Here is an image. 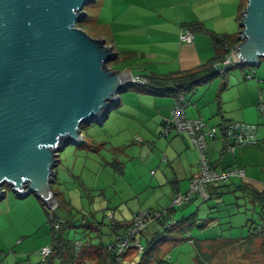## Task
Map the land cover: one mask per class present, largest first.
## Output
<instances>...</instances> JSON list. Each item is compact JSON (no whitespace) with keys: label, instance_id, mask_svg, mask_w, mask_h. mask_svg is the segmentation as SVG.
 <instances>
[{"label":"rangeland","instance_id":"1","mask_svg":"<svg viewBox=\"0 0 264 264\" xmlns=\"http://www.w3.org/2000/svg\"><path fill=\"white\" fill-rule=\"evenodd\" d=\"M170 1L95 0L85 6L87 17L78 25L106 43L114 41L135 49L143 44L139 36L145 33V23L149 27L170 28L183 18L178 11H167ZM246 5L247 0L232 1L230 17L217 32L239 35ZM193 11L190 8L191 14ZM108 66L118 70L121 64L117 60ZM229 74L243 80L244 75L245 78L252 75L254 78L247 82L259 80L264 87V60L255 67L237 66ZM220 81L229 84L220 75L210 83ZM135 113L115 103L102 122L81 127L80 143L68 144L59 153L53 185L59 200L56 210L46 207L33 194L20 197L5 188L0 200V264H42L39 252L50 244L54 215L69 222L64 232L71 240L107 246L114 239L111 229L114 218L125 222L137 210L159 211L171 206L172 203L165 202L173 191L172 184L161 183L169 164L163 159L171 137L161 135L162 127ZM229 185L221 198L203 201L197 197L175 208L173 218L180 221L181 229L175 228L144 259L134 253L129 257L133 258L130 263L264 264V234H258L263 227L261 208L250 195L233 191L232 184ZM84 222L97 225L100 231L83 227ZM84 259L94 263L96 258Z\"/></svg>","mask_w":264,"mask_h":264},{"label":"water","instance_id":"2","mask_svg":"<svg viewBox=\"0 0 264 264\" xmlns=\"http://www.w3.org/2000/svg\"><path fill=\"white\" fill-rule=\"evenodd\" d=\"M94 1L0 0V200L7 187L56 209L59 153L133 82L108 66L119 57L113 46L78 26ZM238 39L236 65H261L264 0H247Z\"/></svg>","mask_w":264,"mask_h":264},{"label":"crops","instance_id":"3","mask_svg":"<svg viewBox=\"0 0 264 264\" xmlns=\"http://www.w3.org/2000/svg\"><path fill=\"white\" fill-rule=\"evenodd\" d=\"M232 1L234 0H171V6L167 8V11L171 10L172 13L178 11L183 18L171 24L170 28L149 27L148 23H145V33L139 36L143 44L141 47H134L135 49L117 45L114 41L107 43L113 46L115 52L119 54L117 60L121 66L118 70L128 71L133 78L143 79L151 75L166 76L198 70L215 55V44L210 32L228 34L227 31L218 33L217 28L224 26L230 17ZM190 8L194 9V14L190 13ZM189 24H196L197 29L193 32L194 42L185 44L180 41V33ZM230 76L229 72L222 76L228 79L229 84L221 81L211 84L214 77L206 83L194 85L193 90L186 91L180 98L185 104L187 117L203 118L211 126L221 127L231 121L259 125L257 143L237 146L231 153L226 150V143L222 135H219L209 141L208 153L211 165L217 171L232 167L245 170L246 178H238L239 180L232 182L233 189L245 185L258 193L264 192V111L261 112L257 106L259 94L261 91L264 93V87L259 80L247 82L254 77L247 79L244 75L243 80L238 75H232L231 79ZM172 84L169 82L168 86ZM129 89L131 90L128 91ZM129 89L127 94L119 99L117 105L126 111L136 112L137 117H145L161 128L164 118L177 104L176 96L159 94L154 90L140 87ZM168 136L171 138L163 162L166 160L169 164L163 176L164 180L161 182L172 184L173 191L168 194V200L165 202H168L167 205L172 203L176 194L187 191L190 180L200 173L199 152L191 143L189 136L177 135L175 132H171ZM227 188L221 187L220 184L212 186V197L219 198V194ZM138 211H135L125 222H130L132 216ZM173 216L175 217V212L172 213ZM114 220L116 221L115 218ZM117 222L123 223L124 221L118 220ZM157 230H160L159 224L150 227L147 232L153 235L152 233ZM211 248L215 250L214 247ZM45 263L42 262V264Z\"/></svg>","mask_w":264,"mask_h":264},{"label":"built area","instance_id":"4","mask_svg":"<svg viewBox=\"0 0 264 264\" xmlns=\"http://www.w3.org/2000/svg\"><path fill=\"white\" fill-rule=\"evenodd\" d=\"M195 39L193 31L186 27L180 33V41L185 44H192ZM235 49L227 53L222 62L214 65L215 70L220 76L226 74L237 65L233 60V52ZM252 75H247V79H251ZM133 82L140 84H147L148 81L143 78H134ZM258 109L264 111V93L259 94ZM259 125L241 121H231L223 124L221 127L211 126L203 118H189L185 113V104L177 102L170 111V114L164 118L162 123L161 135L168 136L171 132L177 135L186 134L189 136L191 143L199 152V170L198 176L190 180L189 188L185 192H179L172 200L170 208L182 207L192 202L195 197H199L203 201L210 199V188L213 185L229 183L233 179L246 178V172L243 168L232 167L222 171L213 169L209 157V141L222 135L225 143L226 150L233 153L237 146L255 144L259 141ZM159 219H166L168 227L175 226L177 221L169 214L167 209L164 210H140L136 212L128 229L119 235L114 243L108 246L109 252L112 254L111 259L100 264H115L114 260L121 261L122 254L133 250L137 254H142L144 251L143 246L137 241V237L141 232L146 230L149 225ZM58 229L59 226L56 225ZM82 242H75L76 251L80 250ZM52 253L50 246H45L39 252L42 260H46ZM96 264V263H90Z\"/></svg>","mask_w":264,"mask_h":264},{"label":"trees","instance_id":"5","mask_svg":"<svg viewBox=\"0 0 264 264\" xmlns=\"http://www.w3.org/2000/svg\"><path fill=\"white\" fill-rule=\"evenodd\" d=\"M78 26L81 27L80 25ZM186 27L190 28L193 32L197 29L196 24L194 25L189 24ZM210 34L215 44V55L213 59H211L207 64L200 67L198 70L192 71V72H183V73H179L175 75H166V76L151 75L146 79L148 83L145 85L136 83V82H132L130 85H132V87L151 89L159 94L174 95L177 98V102H181V101L183 102V99L180 97L186 91L193 90L194 85L206 83L210 81L211 79H213L214 77L219 76L218 72L214 68V65L216 63L222 62L224 58L226 57L227 53L235 49L236 46L239 44V39H238L239 35L234 36L230 34H216L214 32H210ZM226 74L222 76H225ZM169 82L173 83L172 86H168ZM232 181H230L229 183H232ZM229 183L220 184V186L229 188L230 187ZM238 190H241L245 192L246 194L250 195L252 199H254V201L260 206L261 215L263 218V227L261 230L258 231V234H264V192L258 193L252 188L247 187L245 185H240L236 187L233 191H238ZM225 193L226 191L219 194V198H221ZM57 198H58V194H57ZM196 198L197 197H195V199ZM210 199H212L211 188H210ZM176 208H180V207H176ZM167 210L169 214L172 216V213L175 211V208H168ZM183 220H186V218H183ZM51 221H52V229H51L52 235H51V241H50L49 246L52 249V253L49 257L46 258V260L42 261V262H46L45 264H90V263H87L84 258L91 257V256L96 258L94 261V263L96 264H100V263L106 262L109 259H111L112 254L108 250L109 245L106 246V245H103V243H101L100 245L95 246L89 242H84L83 240L75 239L73 241V239L71 240L64 232L65 229L69 227V222L63 219H59L55 215ZM130 222L122 223V222H117L113 219L111 229L113 230L112 233L114 234V239L112 243H114V241L119 235H121L123 232H125L128 229ZM179 222H177L175 226L168 227L167 226L168 222L166 219H159V220L154 221L151 225H149V227L146 230L141 232L140 235L137 237V241L144 248L143 253L137 254V252L130 250L122 254L121 261L114 260L115 264H131L130 261H132L133 258L130 260L129 257L135 254L139 256L141 259H144L147 256V254L150 252V250L156 249L158 247V244L160 241L166 240V238L170 237L172 231L175 228L176 230L181 229L178 227ZM155 224L160 225V230H157L155 233H152L153 235H150V233H148L147 231L150 227L154 226ZM56 225L59 226L58 229L56 228ZM82 226L87 229L89 228L90 230L95 229L96 231H100V228L97 225L94 224L91 226L90 223L88 222H84ZM73 227H75V225H73ZM117 231H120V232H117ZM255 233L256 232H253V234ZM77 241L82 242V247L78 251H76L75 249V242Z\"/></svg>","mask_w":264,"mask_h":264}]
</instances>
